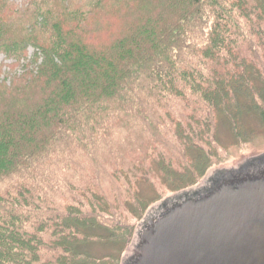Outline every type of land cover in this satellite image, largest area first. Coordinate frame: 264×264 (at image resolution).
Segmentation results:
<instances>
[{
	"label": "trees",
	"instance_id": "trees-1",
	"mask_svg": "<svg viewBox=\"0 0 264 264\" xmlns=\"http://www.w3.org/2000/svg\"><path fill=\"white\" fill-rule=\"evenodd\" d=\"M138 1L0 0V264H123L158 187L223 160L219 117L264 126V0Z\"/></svg>",
	"mask_w": 264,
	"mask_h": 264
},
{
	"label": "water",
	"instance_id": "water-1",
	"mask_svg": "<svg viewBox=\"0 0 264 264\" xmlns=\"http://www.w3.org/2000/svg\"><path fill=\"white\" fill-rule=\"evenodd\" d=\"M262 165L264 156L253 158L209 188L166 201L145 221L131 264H264Z\"/></svg>",
	"mask_w": 264,
	"mask_h": 264
},
{
	"label": "rangeland",
	"instance_id": "rangeland-1",
	"mask_svg": "<svg viewBox=\"0 0 264 264\" xmlns=\"http://www.w3.org/2000/svg\"><path fill=\"white\" fill-rule=\"evenodd\" d=\"M27 0H12L17 6H22L24 2ZM138 4H142V0L138 1ZM124 8H126V4L122 5ZM111 15V24L108 27V31L112 30V28L115 25L114 20V12L111 9L110 11ZM121 30H124L123 26L120 28ZM34 53V49L30 48V55L32 56ZM13 64L14 61L9 60V57H7L5 54H0V64ZM5 72L7 74L12 75L10 73V69L7 67L5 68ZM23 72L22 68L16 69L15 73L20 74ZM14 73V74H15ZM6 76V75H5ZM218 130L217 135L220 142V154H222L221 159H223L220 163L218 162L215 164L207 173L206 177L203 179V181L200 183L201 185L195 189L196 191L201 189L209 188L211 185H213L216 181V178L220 176V174L224 171H238L242 167L245 166L246 163L250 162L253 158L264 156V126L263 123L259 117L258 114L255 112H252L249 115H246L244 117L243 122H241V128H244L248 133H250V139L247 137L244 142L241 141V139L238 138L237 133L233 130V124H231L227 119L223 117H219L218 119ZM237 127V126H236ZM150 137L149 142L151 141ZM152 143V141H151ZM150 143H147V145ZM222 150H224V153H222ZM226 153V154H225ZM155 163V161H154ZM155 169H157V165L155 164ZM158 176L159 170L156 171ZM155 173V172H154ZM246 174H257V173H249L246 172ZM164 186H168L167 183L164 184ZM140 191H142V194H146L149 198H156V193H151L150 188L143 184L140 186ZM193 190V191H195ZM158 191L160 192V197L158 201H156V204L149 210V212L146 214V216L143 218V220L140 222V224L137 225L136 233H135V244L133 243L129 248L128 251L124 254L125 260L123 264H131L130 259L134 256V251L136 250L140 240L139 235L143 232L145 227V221L148 219H154L156 216H158L161 213V210L166 207L164 204L166 201L170 202H178L180 195H175L170 192L167 188L158 187ZM152 210V211H151ZM151 212V213H150ZM98 233H102L101 231L97 230ZM80 252L89 253L94 256L102 257L107 255H113L118 256L120 252V247L117 245H102V244H84L79 247Z\"/></svg>",
	"mask_w": 264,
	"mask_h": 264
},
{
	"label": "flooded vegetation",
	"instance_id": "flooded-vegetation-1",
	"mask_svg": "<svg viewBox=\"0 0 264 264\" xmlns=\"http://www.w3.org/2000/svg\"><path fill=\"white\" fill-rule=\"evenodd\" d=\"M263 169H264V165H262L260 168H258L257 170L259 171V172H262L263 171ZM238 173H235V175H237Z\"/></svg>",
	"mask_w": 264,
	"mask_h": 264
}]
</instances>
